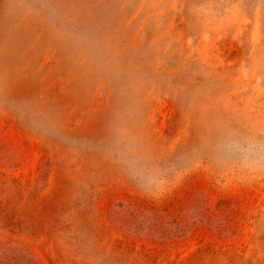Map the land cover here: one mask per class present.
<instances>
[{"label":"rangeland","instance_id":"obj_1","mask_svg":"<svg viewBox=\"0 0 264 264\" xmlns=\"http://www.w3.org/2000/svg\"><path fill=\"white\" fill-rule=\"evenodd\" d=\"M0 264H264V0H0Z\"/></svg>","mask_w":264,"mask_h":264}]
</instances>
